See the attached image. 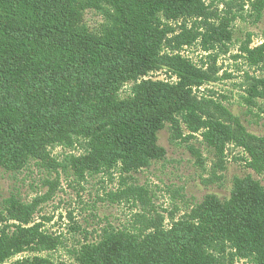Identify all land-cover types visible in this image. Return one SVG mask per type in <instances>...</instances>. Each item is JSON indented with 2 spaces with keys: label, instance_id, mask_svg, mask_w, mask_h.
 Wrapping results in <instances>:
<instances>
[{
  "label": "trees",
  "instance_id": "1",
  "mask_svg": "<svg viewBox=\"0 0 264 264\" xmlns=\"http://www.w3.org/2000/svg\"><path fill=\"white\" fill-rule=\"evenodd\" d=\"M89 10L104 18L98 34L83 22ZM204 11L202 0H0V165L19 170L48 156V144L73 146L81 139L88 153L70 157L81 171L119 165L138 171L164 156L158 142L167 121L183 122L222 154L236 138L193 104L190 87L201 81L187 72L185 60L179 58L178 85L139 80L159 63L171 32L163 19ZM221 34L223 28H214L204 44ZM246 53L257 65L264 44ZM127 83L129 96L122 99ZM257 84L262 91L254 85L251 92L264 95V78ZM240 144L251 154L249 167L264 173V157ZM6 204L12 219L29 223L30 207L13 198ZM45 240L37 224L3 232L0 264ZM77 258L80 264H264V188L251 176L239 179L229 200L207 196L169 230L105 229ZM18 264L55 263L34 257Z\"/></svg>",
  "mask_w": 264,
  "mask_h": 264
},
{
  "label": "rangeland",
  "instance_id": "2",
  "mask_svg": "<svg viewBox=\"0 0 264 264\" xmlns=\"http://www.w3.org/2000/svg\"><path fill=\"white\" fill-rule=\"evenodd\" d=\"M202 2V16L163 19L171 32L159 63L139 80L178 85L182 58L186 71L201 81L190 87L193 104L204 118L228 125L236 140L226 143L221 154L201 133L192 135L183 122L167 121L158 142L164 156L138 171L124 172L122 165L81 171L70 158L88 153L81 139L73 146L48 144V156L30 159L19 170L0 165V237L3 232L13 234L18 226L36 224L46 237L36 250L17 254L5 264L34 257L80 264L82 247L98 244L105 229L169 230L205 197L229 200L239 179L251 176L264 188V173L249 167L251 154L240 144L248 143L264 157V143L258 140L264 137V95L251 92L254 85L262 91L257 81L264 78V58L252 65L246 53L264 44V0ZM83 22L98 34L104 18L89 10ZM218 27L223 28L220 38L224 37L204 44L203 35ZM129 84L121 89L122 99L129 96ZM12 198L33 210L28 224L12 219L6 204Z\"/></svg>",
  "mask_w": 264,
  "mask_h": 264
}]
</instances>
